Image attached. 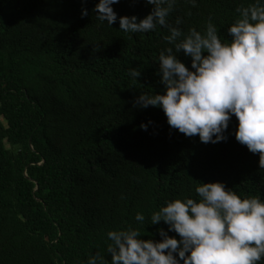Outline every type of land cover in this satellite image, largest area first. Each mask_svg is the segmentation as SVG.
Segmentation results:
<instances>
[{"label":"trees","instance_id":"16d2710c","mask_svg":"<svg viewBox=\"0 0 264 264\" xmlns=\"http://www.w3.org/2000/svg\"><path fill=\"white\" fill-rule=\"evenodd\" d=\"M97 3L0 0V264H87L96 253L110 264L108 231L131 225L142 239H162L157 230L168 226L151 224V213L168 200L199 199L201 182L264 199V167L236 140L235 115L226 140L204 143L170 127L162 108L135 104L141 92H164L158 56L172 46L168 28L124 32L119 20L97 19ZM251 3L177 0L168 22L181 17L187 33L211 18L227 42L236 9ZM152 7L113 5L118 17L140 19ZM177 58L191 68L183 51Z\"/></svg>","mask_w":264,"mask_h":264},{"label":"clouds","instance_id":"9594fccd","mask_svg":"<svg viewBox=\"0 0 264 264\" xmlns=\"http://www.w3.org/2000/svg\"><path fill=\"white\" fill-rule=\"evenodd\" d=\"M119 0H98L93 11L101 22L127 33H147L157 26L168 28L164 37L171 47L158 56V72L163 93L141 92L135 104L163 109L170 127L186 136L199 135L204 143L227 139L225 130L233 115L238 124L236 140L260 156L264 167V0H254L236 11L239 17L223 41L217 26L209 19L204 31L195 27L185 33L168 18L177 0H146L153 5L142 19L119 16L113 5ZM196 5L197 0H188ZM88 9L82 6L81 16ZM183 51L191 57V68L177 58ZM137 80L141 72L129 70ZM151 123V121L149 122ZM147 130L148 125L142 123ZM195 192L199 199L184 197L168 200L151 213V224L163 221L168 231L159 228L162 239H142L139 228L110 230L106 251L110 264H259L264 260V199L260 195L241 197L223 182H201ZM146 217L137 212L135 220ZM169 231L178 234L170 236ZM87 264H109L100 253Z\"/></svg>","mask_w":264,"mask_h":264},{"label":"rangeland","instance_id":"374dc122","mask_svg":"<svg viewBox=\"0 0 264 264\" xmlns=\"http://www.w3.org/2000/svg\"><path fill=\"white\" fill-rule=\"evenodd\" d=\"M166 231H168V227L165 228ZM168 234L170 236H176V237H179L177 233L173 232V231H169Z\"/></svg>","mask_w":264,"mask_h":264}]
</instances>
